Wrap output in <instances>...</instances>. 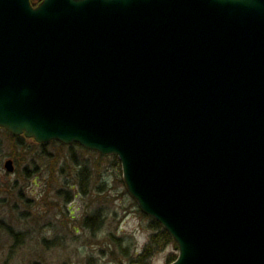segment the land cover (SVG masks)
<instances>
[{
	"label": "water",
	"instance_id": "obj_1",
	"mask_svg": "<svg viewBox=\"0 0 264 264\" xmlns=\"http://www.w3.org/2000/svg\"><path fill=\"white\" fill-rule=\"evenodd\" d=\"M0 128L117 157L171 264H264V0H0Z\"/></svg>",
	"mask_w": 264,
	"mask_h": 264
},
{
	"label": "rangeland",
	"instance_id": "obj_2",
	"mask_svg": "<svg viewBox=\"0 0 264 264\" xmlns=\"http://www.w3.org/2000/svg\"><path fill=\"white\" fill-rule=\"evenodd\" d=\"M1 129L0 216L24 234L25 243L15 264H127L123 249L133 256L141 252L151 234L148 217L127 193L117 158L116 162L112 155L77 144H38L24 136H16L21 138L17 147ZM6 160L13 163L12 173L4 169ZM97 210L102 225L93 237L82 229L81 221ZM61 211L66 212V219H61ZM18 217L25 220L16 223ZM70 226L78 230L79 240L70 239ZM38 233L46 238L66 234L67 239L49 251L32 240ZM109 234L118 242H111ZM5 245L0 238V247ZM174 253L172 242L150 263L166 264Z\"/></svg>",
	"mask_w": 264,
	"mask_h": 264
},
{
	"label": "trees",
	"instance_id": "obj_3",
	"mask_svg": "<svg viewBox=\"0 0 264 264\" xmlns=\"http://www.w3.org/2000/svg\"><path fill=\"white\" fill-rule=\"evenodd\" d=\"M31 4L35 6L37 2L35 0H31ZM3 130V129H1ZM4 132L8 135V137L14 140V144L17 147H20V137H16L11 135L9 132ZM43 146V145H41ZM116 159V157H114ZM117 162V159H116ZM81 173V172H80ZM2 202V200H0ZM143 215V214H142ZM22 216V215H21ZM61 219H66V212H60ZM13 219V218H12ZM20 217L17 218V222H22L25 219L19 220ZM102 218L100 216L99 211H95L90 215L84 217L81 221V227L83 230H87L93 237L96 233L101 230ZM64 229V228H63ZM148 229L151 234L148 237L147 242L144 244L142 250L138 254L130 255L127 253V248L123 249L124 258L127 260V264H151V259L154 257L156 253H159L164 248H166L173 241L170 235L162 228V226L155 220L148 217ZM67 230V228L65 229ZM69 234H71L70 239L77 241L79 237H77L78 230L74 226H70L67 230ZM24 234L22 232H16L14 230V226L8 224L4 218L0 216V238L5 240V246L0 247V264H15L18 253L21 248L25 245L24 243ZM67 235L59 236L54 235L52 238H46L43 234L38 233L36 237H31L32 240L38 242L42 245V248L45 250H55L60 248L62 245L61 241L67 239ZM111 237V242H118V239L113 235L109 234ZM177 258V253H174L170 257L167 258L166 264L172 263ZM31 264H37V262L33 261ZM116 264H125L121 262H117Z\"/></svg>",
	"mask_w": 264,
	"mask_h": 264
}]
</instances>
